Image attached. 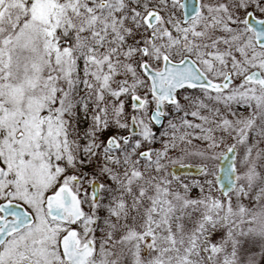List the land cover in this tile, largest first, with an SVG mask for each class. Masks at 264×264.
I'll list each match as a JSON object with an SVG mask.
<instances>
[{"label":"snow or ice","instance_id":"snow-or-ice-1","mask_svg":"<svg viewBox=\"0 0 264 264\" xmlns=\"http://www.w3.org/2000/svg\"><path fill=\"white\" fill-rule=\"evenodd\" d=\"M0 264H264V0H0Z\"/></svg>","mask_w":264,"mask_h":264}]
</instances>
